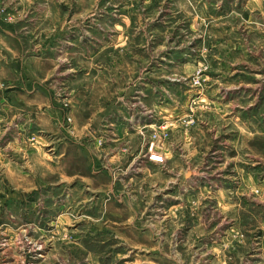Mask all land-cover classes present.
Instances as JSON below:
<instances>
[{"label":"rangeland","instance_id":"obj_1","mask_svg":"<svg viewBox=\"0 0 264 264\" xmlns=\"http://www.w3.org/2000/svg\"><path fill=\"white\" fill-rule=\"evenodd\" d=\"M14 111L0 264H264V0H0Z\"/></svg>","mask_w":264,"mask_h":264},{"label":"crops","instance_id":"obj_2","mask_svg":"<svg viewBox=\"0 0 264 264\" xmlns=\"http://www.w3.org/2000/svg\"><path fill=\"white\" fill-rule=\"evenodd\" d=\"M9 97V96H8ZM10 98V97H9ZM6 100H2L1 102H4ZM12 103H14L12 101ZM13 108L15 109H19L18 105H14ZM22 114L19 111H14L13 116L10 118L9 116L4 118V117H0V127H4L5 128V132L9 133V131H13L14 134V142H11V145H15V144H19L21 143L20 141V137H21V130L22 127L24 126V124L26 122H24V118L21 116ZM10 135V134H9ZM13 135V134H11ZM15 145V146H17Z\"/></svg>","mask_w":264,"mask_h":264},{"label":"built area","instance_id":"obj_3","mask_svg":"<svg viewBox=\"0 0 264 264\" xmlns=\"http://www.w3.org/2000/svg\"><path fill=\"white\" fill-rule=\"evenodd\" d=\"M153 159H154V161H157V160L162 161L159 157H154Z\"/></svg>","mask_w":264,"mask_h":264}]
</instances>
